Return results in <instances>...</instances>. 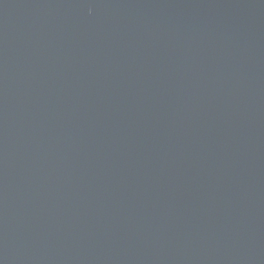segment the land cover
Listing matches in <instances>:
<instances>
[{
  "label": "water",
  "instance_id": "water-1",
  "mask_svg": "<svg viewBox=\"0 0 264 264\" xmlns=\"http://www.w3.org/2000/svg\"><path fill=\"white\" fill-rule=\"evenodd\" d=\"M0 264H264V0H2Z\"/></svg>",
  "mask_w": 264,
  "mask_h": 264
},
{
  "label": "flooded vegetation",
  "instance_id": "flooded-vegetation-1",
  "mask_svg": "<svg viewBox=\"0 0 264 264\" xmlns=\"http://www.w3.org/2000/svg\"><path fill=\"white\" fill-rule=\"evenodd\" d=\"M3 6H4V4H3L2 0H0V11L3 8Z\"/></svg>",
  "mask_w": 264,
  "mask_h": 264
}]
</instances>
